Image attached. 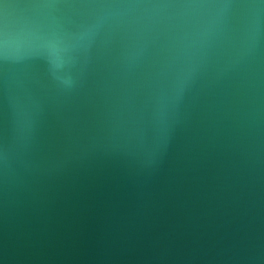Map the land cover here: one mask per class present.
Returning <instances> with one entry per match:
<instances>
[{
	"label": "water",
	"instance_id": "obj_1",
	"mask_svg": "<svg viewBox=\"0 0 264 264\" xmlns=\"http://www.w3.org/2000/svg\"><path fill=\"white\" fill-rule=\"evenodd\" d=\"M0 28V264H264V0Z\"/></svg>",
	"mask_w": 264,
	"mask_h": 264
},
{
	"label": "snow or ice",
	"instance_id": "obj_2",
	"mask_svg": "<svg viewBox=\"0 0 264 264\" xmlns=\"http://www.w3.org/2000/svg\"><path fill=\"white\" fill-rule=\"evenodd\" d=\"M31 6V0H0V22H2L7 15L9 7H27ZM0 31L3 30L0 28Z\"/></svg>",
	"mask_w": 264,
	"mask_h": 264
}]
</instances>
